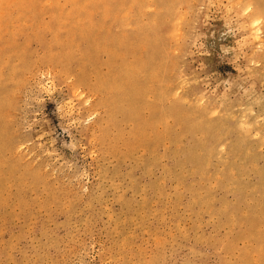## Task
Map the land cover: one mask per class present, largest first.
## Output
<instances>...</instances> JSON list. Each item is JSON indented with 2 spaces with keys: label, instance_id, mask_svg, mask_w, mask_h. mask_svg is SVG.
I'll return each instance as SVG.
<instances>
[{
  "label": "rangeland",
  "instance_id": "374dc122",
  "mask_svg": "<svg viewBox=\"0 0 264 264\" xmlns=\"http://www.w3.org/2000/svg\"><path fill=\"white\" fill-rule=\"evenodd\" d=\"M0 264H264V0H0Z\"/></svg>",
  "mask_w": 264,
  "mask_h": 264
},
{
  "label": "bare ground",
  "instance_id": "6f19581e",
  "mask_svg": "<svg viewBox=\"0 0 264 264\" xmlns=\"http://www.w3.org/2000/svg\"><path fill=\"white\" fill-rule=\"evenodd\" d=\"M129 39H130V38H129ZM118 40H119V39H118ZM118 43H120V41H119ZM118 43H117V44H118ZM119 45H120V44H119ZM125 45H126V44H125ZM125 45H124V46H125ZM155 57H156V54H152V55H151L150 63H151L152 60L155 59ZM102 107H104L106 110H112V111H116V110H119V109H120V105H119L117 99H115L113 96H111V97L109 98L108 103H103V104H102Z\"/></svg>",
  "mask_w": 264,
  "mask_h": 264
}]
</instances>
